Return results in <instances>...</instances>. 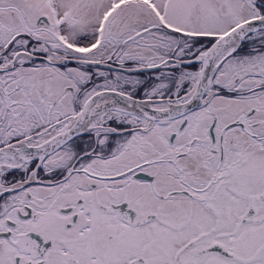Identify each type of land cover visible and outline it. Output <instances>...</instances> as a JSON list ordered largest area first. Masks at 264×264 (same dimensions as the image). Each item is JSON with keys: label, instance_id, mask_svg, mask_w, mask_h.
Returning <instances> with one entry per match:
<instances>
[{"label": "snow or ice", "instance_id": "snow-or-ice-1", "mask_svg": "<svg viewBox=\"0 0 264 264\" xmlns=\"http://www.w3.org/2000/svg\"><path fill=\"white\" fill-rule=\"evenodd\" d=\"M0 264H264V0H0Z\"/></svg>", "mask_w": 264, "mask_h": 264}]
</instances>
